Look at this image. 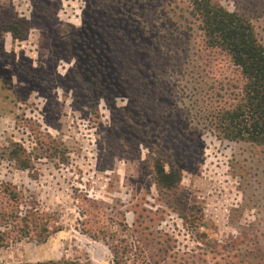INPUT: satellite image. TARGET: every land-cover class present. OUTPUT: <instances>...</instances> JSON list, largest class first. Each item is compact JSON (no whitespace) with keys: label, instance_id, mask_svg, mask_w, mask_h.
<instances>
[{"label":"rangeland","instance_id":"obj_1","mask_svg":"<svg viewBox=\"0 0 264 264\" xmlns=\"http://www.w3.org/2000/svg\"><path fill=\"white\" fill-rule=\"evenodd\" d=\"M214 1L252 19L264 43V0ZM134 2L144 20L147 1ZM86 5V0H0V204L9 214L37 206L50 227L42 242L11 235L9 245L0 247V264H247L251 248L264 250V145L224 139L213 130L193 135L192 123L179 127L181 135L169 128L188 142L187 148L181 145L182 160L191 171H184L175 188L159 186L155 159L174 160L176 150L149 137L161 134L147 119L153 114L138 107L114 111L68 82L72 62L61 59L55 31L67 34L81 26ZM51 24L58 30H50ZM189 25L190 40L177 41L173 49L193 48L189 58L197 80L207 87L223 86L229 78L243 87L227 54L208 45L206 62L196 51L205 38ZM171 29L168 19L161 21V36ZM158 38L155 42L173 46ZM148 92L144 85L142 93ZM166 92L170 99L162 108L158 101V107L180 113L176 89L170 84ZM239 93L230 90L224 104L236 105ZM116 102L122 107L129 99ZM122 115L133 122L128 131L119 123ZM131 131L147 138L151 149L141 137L129 136Z\"/></svg>","mask_w":264,"mask_h":264},{"label":"trees","instance_id":"obj_2","mask_svg":"<svg viewBox=\"0 0 264 264\" xmlns=\"http://www.w3.org/2000/svg\"><path fill=\"white\" fill-rule=\"evenodd\" d=\"M146 1L143 8H148L149 12L142 16L144 20L134 12L135 4H139L134 0H86L81 26H72L67 34L55 31L56 26L52 24L49 29L56 32L54 45L58 51H62L59 54L61 59L72 62L66 73L68 82L79 88L82 94L87 96L90 93L104 99L117 112L138 107L141 113L153 114L147 119L161 130V134L158 136L155 132L149 137L153 143L155 139H162L166 144L165 149L176 150L174 160L155 159L153 170L156 183L172 189L178 186L184 171H191V168L188 162L182 160L186 150L181 145L187 148L188 142H184V136L177 138L168 132L169 128L181 135L179 127L192 123L195 127L192 128L193 135L201 136L204 130H213L224 139L264 145V43L252 19L237 11H230L214 0ZM182 2H187V5ZM178 18L184 19V22L178 21ZM165 19L169 20L173 29L163 37L160 35V24ZM190 23L205 38V46L203 44V48L196 51H202L206 62L212 53L205 52L208 45L227 54L243 77V87L239 88L238 82H232L229 78L223 86L212 83L205 87L197 80L193 59L189 58L193 48L186 47L181 51L173 49L177 41L184 38L190 40L187 35L189 29H193ZM12 32L14 37H18L16 30ZM158 36L160 41L169 39L173 46L167 48L168 42H155ZM173 54L178 55L172 63ZM191 54L194 55V52ZM202 55L197 53V58H203ZM157 77L162 80L158 82L162 88L156 82ZM170 84L176 89L181 104L180 113L175 112L174 115L160 109L170 99L171 94L166 92ZM144 85L148 87V97L142 93ZM234 89H240L238 103L224 104L223 96ZM117 97H127L128 104L118 107ZM182 109L186 110L188 118L183 116ZM139 114L136 113V116ZM122 119L119 123L128 131L133 122L123 115ZM142 119L143 116L139 121ZM129 134L133 139L141 137L143 144L151 149L147 138L135 131ZM174 145L177 148H172ZM13 197L18 200L16 194ZM4 207L1 203L0 247L9 245L11 235L14 239L33 236L40 242L46 241L50 227L42 220L37 206L27 208L24 213L19 210L10 214ZM248 254L253 256L250 261L245 260L247 264H264L262 245L251 248Z\"/></svg>","mask_w":264,"mask_h":264}]
</instances>
